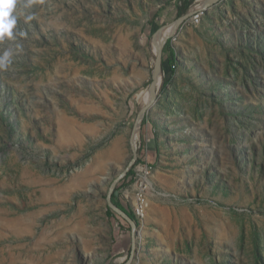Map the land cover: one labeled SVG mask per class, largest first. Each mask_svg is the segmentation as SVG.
Here are the masks:
<instances>
[{
	"label": "rangeland",
	"instance_id": "374dc122",
	"mask_svg": "<svg viewBox=\"0 0 264 264\" xmlns=\"http://www.w3.org/2000/svg\"><path fill=\"white\" fill-rule=\"evenodd\" d=\"M205 1L14 0L0 264H125L132 244L130 264H264V0ZM181 7L198 19L163 44L152 101L154 43ZM134 129L153 164L132 230L107 195Z\"/></svg>",
	"mask_w": 264,
	"mask_h": 264
},
{
	"label": "water",
	"instance_id": "95a60500",
	"mask_svg": "<svg viewBox=\"0 0 264 264\" xmlns=\"http://www.w3.org/2000/svg\"><path fill=\"white\" fill-rule=\"evenodd\" d=\"M218 0H206L204 2V5L207 7V6H211L213 5L214 3H216ZM203 5V6H204ZM198 9H194V10H190L188 12H186L185 14L181 15L177 20L176 22L174 23V28H173V31L172 33H170L168 36H166L163 40V44L167 41V39L172 35L174 34L175 30L180 27V25L185 22L188 18H191L197 11ZM163 44L158 48L157 51H155L156 53V66L152 72V83L150 85V90H151V100L153 101L154 100V97H155V81L156 79L159 77L160 79V70H161V59H162V48H163ZM152 104V102H151ZM151 104H148L146 105V107L144 109H146L148 106H150ZM140 116H141V113H140ZM139 121V120H138ZM135 130L132 132V135L130 137V143H131V146H132V149H133V158L132 160L130 161V163L128 164V166L126 167V169L124 171H122L118 176L117 178L113 181V183L111 184L110 186V189H109V192H108V195H107V203L109 205V207H111L117 214L121 215L122 217H124L132 226V230H134V227H135V224H134V221L133 219L127 214L125 213L122 209H120L119 207L113 205L111 203V194H112V191L116 185L117 182H119L122 178H124L127 174V172L129 171L130 167L136 162L137 160V151H136V147H135ZM133 250H134V245L132 244V247H131V252H130V256H129V259L127 260V262L125 264H130L131 263V260H132V257H133Z\"/></svg>",
	"mask_w": 264,
	"mask_h": 264
},
{
	"label": "clouds",
	"instance_id": "9594fccd",
	"mask_svg": "<svg viewBox=\"0 0 264 264\" xmlns=\"http://www.w3.org/2000/svg\"><path fill=\"white\" fill-rule=\"evenodd\" d=\"M27 6V5H26ZM14 8V0H0V38L7 35L12 36V29L16 23V17L11 15ZM22 35V34H21ZM16 50H22L21 45H16ZM13 55L12 49H5L0 55V70L7 69L10 64V57Z\"/></svg>",
	"mask_w": 264,
	"mask_h": 264
},
{
	"label": "built area",
	"instance_id": "2783aa9c",
	"mask_svg": "<svg viewBox=\"0 0 264 264\" xmlns=\"http://www.w3.org/2000/svg\"><path fill=\"white\" fill-rule=\"evenodd\" d=\"M198 13V10L196 13L190 18L192 20V24H194L195 17ZM148 162L145 161L144 163H140V165L137 167L136 171H134L133 175V181L130 183L125 189L128 190V197L124 198L127 202L129 198H136L137 203L140 206V211L143 208L144 204H149V181L150 179H141V172L145 171V165Z\"/></svg>",
	"mask_w": 264,
	"mask_h": 264
},
{
	"label": "bare ground",
	"instance_id": "6f19581e",
	"mask_svg": "<svg viewBox=\"0 0 264 264\" xmlns=\"http://www.w3.org/2000/svg\"><path fill=\"white\" fill-rule=\"evenodd\" d=\"M197 16L195 17V20H197ZM169 28V27H168ZM167 35L165 34H160L156 41H155V46H154V51H157L158 48L163 44V40ZM158 80V79H157ZM159 81V80H158ZM157 81V82H158ZM156 83V82H155ZM149 91V90H148ZM150 170L151 167L148 165H145V171L141 172V179H149L150 178ZM131 208H132V212L134 213V215L137 218H144L148 208H149V204H144L142 210L140 211V206L137 203V199L136 198H132L131 199Z\"/></svg>",
	"mask_w": 264,
	"mask_h": 264
},
{
	"label": "trees",
	"instance_id": "16d2710c",
	"mask_svg": "<svg viewBox=\"0 0 264 264\" xmlns=\"http://www.w3.org/2000/svg\"><path fill=\"white\" fill-rule=\"evenodd\" d=\"M186 11V7H181L180 9H179V13L180 14H183L184 12ZM169 42V41H168ZM170 52H171V56H173V50H170ZM166 85V81H164L163 83H162V86L164 87ZM148 152V151H147ZM154 152H156V154H157V151H154ZM147 154V153H146ZM146 158V157H145ZM145 158H144V156H141V157H139L138 158V160H137V162H142V161H144L145 160ZM146 161V160H145ZM147 162H149L148 160H147ZM150 164H153L152 162H149ZM133 175H134V172H133V170H132V168H131V170L128 172V174L124 177V178H122L120 181H119V185L117 186V189H121L122 187H125L126 185H128V184H130L131 182H132V180H133ZM115 206H117V207H119L120 209H122L125 213H127L133 220L135 219V217H134V213H132V211H130L129 209H127L125 206H124V204L121 202V200H116L115 201V204H114ZM110 213H112V212H110Z\"/></svg>",
	"mask_w": 264,
	"mask_h": 264
},
{
	"label": "crops",
	"instance_id": "0c3cea01",
	"mask_svg": "<svg viewBox=\"0 0 264 264\" xmlns=\"http://www.w3.org/2000/svg\"><path fill=\"white\" fill-rule=\"evenodd\" d=\"M153 148V146L151 147V149L150 150H148L149 152H150V155L152 154V157H154V151H155V149H152ZM121 249V248H120Z\"/></svg>",
	"mask_w": 264,
	"mask_h": 264
}]
</instances>
